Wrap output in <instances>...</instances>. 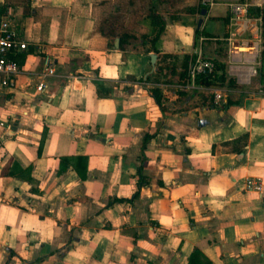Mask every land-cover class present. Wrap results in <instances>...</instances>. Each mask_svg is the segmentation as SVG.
<instances>
[{"label": "crops", "instance_id": "obj_1", "mask_svg": "<svg viewBox=\"0 0 264 264\" xmlns=\"http://www.w3.org/2000/svg\"><path fill=\"white\" fill-rule=\"evenodd\" d=\"M4 5L27 48L0 88V264H264V45L231 60L224 5Z\"/></svg>", "mask_w": 264, "mask_h": 264}, {"label": "built area", "instance_id": "obj_2", "mask_svg": "<svg viewBox=\"0 0 264 264\" xmlns=\"http://www.w3.org/2000/svg\"><path fill=\"white\" fill-rule=\"evenodd\" d=\"M204 8L224 5L229 13L228 30L222 38L231 60L242 56L243 60L259 56L264 45V24L262 10L264 0H199ZM27 43L11 27L8 19L0 21V88H7L19 75L17 63L8 57L9 53L23 51ZM215 70L212 60L197 56L188 66V78L194 81L200 75H209ZM54 74L52 61L46 59L41 73V80L35 86L41 92L46 87L45 79ZM222 98L220 92L215 99ZM248 190L261 191L258 180L247 179Z\"/></svg>", "mask_w": 264, "mask_h": 264}, {"label": "trees", "instance_id": "obj_3", "mask_svg": "<svg viewBox=\"0 0 264 264\" xmlns=\"http://www.w3.org/2000/svg\"><path fill=\"white\" fill-rule=\"evenodd\" d=\"M5 7H6L5 5L3 7L2 6L0 7V15H5ZM151 24H152V32H154L153 40L157 41L164 29L162 18L157 14H153L151 16ZM218 69H221V67L218 66ZM214 77L215 76H213V74L200 75L197 77V81H200V83L205 84V85H211L215 81ZM150 93L152 94V97L154 98V100L158 104H160V99H159V96L156 90H150Z\"/></svg>", "mask_w": 264, "mask_h": 264}, {"label": "water", "instance_id": "obj_4", "mask_svg": "<svg viewBox=\"0 0 264 264\" xmlns=\"http://www.w3.org/2000/svg\"><path fill=\"white\" fill-rule=\"evenodd\" d=\"M205 11H206L205 9H202V10H201V14H204ZM200 23H201V20H199V24H200ZM151 57H152V59H153L154 56H151Z\"/></svg>", "mask_w": 264, "mask_h": 264}]
</instances>
